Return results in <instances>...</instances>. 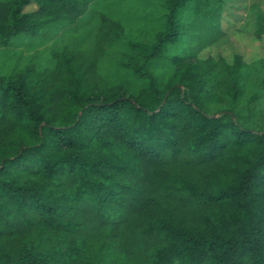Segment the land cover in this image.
I'll return each instance as SVG.
<instances>
[{"label":"trees","instance_id":"trees-1","mask_svg":"<svg viewBox=\"0 0 264 264\" xmlns=\"http://www.w3.org/2000/svg\"><path fill=\"white\" fill-rule=\"evenodd\" d=\"M103 1L0 0V264H264V75L244 110L240 56L171 53L218 42L226 0Z\"/></svg>","mask_w":264,"mask_h":264},{"label":"rangeland","instance_id":"rangeland-1","mask_svg":"<svg viewBox=\"0 0 264 264\" xmlns=\"http://www.w3.org/2000/svg\"><path fill=\"white\" fill-rule=\"evenodd\" d=\"M154 3V0H149ZM108 2V4H110ZM121 5L124 10L132 9L133 7L137 8V5L145 6L146 14L153 15L155 10L149 5H146L145 1L142 0H120ZM107 3V2H106ZM106 3L103 0H97L96 4L92 5L90 11L85 16V20H89L93 17L94 10L97 12L105 11ZM258 6L264 12V0H226V3L223 8V13L221 17V33L220 40L215 44L210 46V43H213L212 33L208 30L198 28L192 30L196 33L194 38L190 37V32H187L184 37V43H181L179 49L172 50L171 53L179 52L181 55H185L182 53L184 51V45L187 41L192 40L194 47L202 46L205 50L202 51L199 55V59L202 61H207L210 59H224L229 64H232L235 57L240 56L242 61L246 65L244 68V74L242 77V90L243 95L238 104L239 108H243L246 110V107L252 100L255 94L260 93V80L264 75L262 62L264 63V36L258 37L256 35V16L253 12V7ZM139 6V7H140ZM38 9V5L35 2H32L25 9V13H30ZM141 9H143L141 7ZM158 14V13H157ZM159 15V14H158ZM188 19V17H185ZM135 23V24H134ZM132 25H128L125 32V37L130 42H142V41H152L153 37L148 34L147 28L144 27L142 23L135 21ZM64 27V26H59ZM65 29L60 30L55 38L47 41L46 43H42V41H36L35 43L40 44L38 47V54L40 59L44 65H47L50 58L52 57L53 49L55 46L54 42L57 41V47H65L69 46L72 36L70 34H65ZM16 42V56L10 59L9 62H6V65L14 64L17 57L22 52L25 57H29L34 55L27 51V44H30L29 39H20ZM191 47V41H190ZM189 48H186L188 50ZM116 50V49H115ZM117 50H122L121 45L118 46ZM118 52V51H117ZM117 56V55H116ZM3 63V60L0 59ZM9 67V66H8ZM230 103L225 102V104L211 103L209 106L210 111H217L219 108H223V106H227L226 104ZM257 106V110L259 112H264V96L261 97L260 100H257L253 103L251 108ZM259 114H254L253 120L258 124L261 122L259 118ZM263 122V120H262Z\"/></svg>","mask_w":264,"mask_h":264}]
</instances>
